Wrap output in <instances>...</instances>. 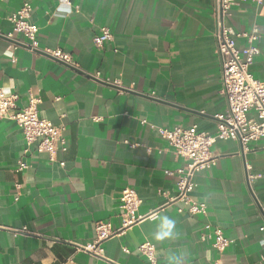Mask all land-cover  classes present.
<instances>
[{"label":"crops","instance_id":"obj_1","mask_svg":"<svg viewBox=\"0 0 264 264\" xmlns=\"http://www.w3.org/2000/svg\"><path fill=\"white\" fill-rule=\"evenodd\" d=\"M63 1H0L2 35L28 3L39 48L60 49L74 63L15 48L20 35L15 42L0 37V89L19 96L18 108L39 100V117L63 127L67 146L54 162L33 150L24 156L21 130L0 120V264H151L137 250L146 242L156 264H264V138L247 149L231 140L211 146L215 162L196 174L191 195L206 205L205 215L169 207L106 241L103 259L76 250L93 242L97 222L121 228L125 188L141 199L140 215L164 203L158 191L177 194L171 173L186 163L157 129L214 135L227 104L213 39L215 0ZM234 1L227 25L236 33L257 27L250 73L263 81L264 2ZM102 28L112 40L96 49ZM235 47L245 49L246 40L237 38ZM20 159L28 167L17 172ZM248 175L257 179L250 184ZM22 229L28 234L11 232ZM215 230L229 240L223 253L213 248Z\"/></svg>","mask_w":264,"mask_h":264},{"label":"built area","instance_id":"obj_2","mask_svg":"<svg viewBox=\"0 0 264 264\" xmlns=\"http://www.w3.org/2000/svg\"><path fill=\"white\" fill-rule=\"evenodd\" d=\"M241 1H249L256 6H261L264 2V0ZM63 3L68 7L71 6V0H64ZM234 4V0H215L212 11L215 53L221 68V93L227 104L225 113L215 116V134L208 135L199 132L196 127L189 129L174 128L171 130L157 129V134L173 149L174 155L186 163L182 169L171 173V175L176 174L177 176V194L169 196L166 192L158 191V194L164 198V203L154 211L140 215L141 199L133 189L125 188L120 197L121 228L114 230L110 223H95L93 242L85 246H77V251L103 259L104 250L102 245L106 241L121 236L126 230L141 221L156 220L158 215L169 207L179 205L177 212L180 214L205 215L206 205L195 201L191 195L195 189L194 177L196 174L209 169L215 162L210 153L211 146L217 140H231L239 143L243 149H247L250 143L264 138V80H256L250 73L253 59L259 54V49L255 43L261 40V35L257 27H253L249 33H236L227 25ZM31 11V6L24 3L16 12L12 13L8 18V22L12 27L11 32L7 35L0 33V37L15 42L14 35H20L22 41L15 42V48L21 47L31 53H39L62 64L73 66L71 56L60 49L39 48L37 41L38 28L30 21ZM237 38L246 40L247 47L245 49L239 50L235 47ZM111 40L110 31L107 28H102L100 34L93 39V44L96 49H101L106 42ZM7 55L13 62L16 61L12 53H7ZM98 76L96 74L94 77L98 79ZM111 84L118 85L117 82ZM18 99V95H7L3 89H0V120L14 122L21 130L24 140V156L29 155L30 151L33 150L37 154H46L49 161L54 162L57 153L67 150L63 127L55 126L50 121L39 117V100L30 98L25 107L18 108ZM249 112L253 113L252 118H248L247 114ZM141 123L146 124L145 121ZM59 165L64 166L63 163ZM27 167V163L20 159L16 171L22 172ZM247 169L250 170V167L247 166ZM256 179L257 176L248 175V183L251 184ZM15 188L20 189V185L16 183ZM261 209L264 215V207ZM2 229L0 227V230ZM11 232L14 235L28 234L26 229ZM204 240L205 237H202V241ZM228 246L229 240L224 237L220 230H215L213 248L219 253H223ZM137 250L151 264H156L153 245L146 242L140 245Z\"/></svg>","mask_w":264,"mask_h":264}]
</instances>
